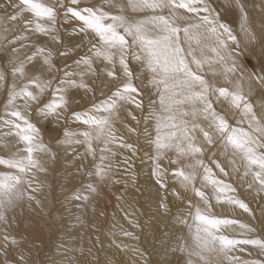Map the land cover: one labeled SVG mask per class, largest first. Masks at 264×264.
Here are the masks:
<instances>
[{"label":"snow or ice","instance_id":"6c2138e0","mask_svg":"<svg viewBox=\"0 0 264 264\" xmlns=\"http://www.w3.org/2000/svg\"><path fill=\"white\" fill-rule=\"evenodd\" d=\"M233 6L247 43L264 50V21L256 32L248 26L246 4L227 0L225 10ZM219 7L215 0H0V166L8 169L0 171V264H9L12 248L18 259L11 264H100L93 253L100 238L87 250L78 242L81 230L95 231L89 212L95 213L109 184L127 189L137 182V148L118 135L117 124L148 146L158 219L177 208L167 239L156 237L160 254L171 250L172 260L153 261L152 253L117 242L113 232L119 252H131L136 264H264V238L250 237L256 229L247 224L213 215L204 190L212 189L217 204L251 214L247 203L231 195L232 184L205 161L207 155L227 177L215 159L219 153L233 172L243 167L249 188L264 193V56L258 67L245 65V46ZM67 24L81 38L76 45L62 38ZM45 125L58 134L46 140ZM60 152L72 169L69 183H80L61 204V238L34 260L33 250L40 253L43 242L17 239L10 229L25 211L44 212L36 196L44 185L40 175L46 178ZM232 226L243 238L226 234Z\"/></svg>","mask_w":264,"mask_h":264},{"label":"bare ground","instance_id":"6f19581e","mask_svg":"<svg viewBox=\"0 0 264 264\" xmlns=\"http://www.w3.org/2000/svg\"><path fill=\"white\" fill-rule=\"evenodd\" d=\"M222 3L224 2V0H220ZM262 1V0H261ZM260 1V2H261ZM242 2H244L246 4V7H247V11L249 12V20H248V26L253 29L254 31L256 32H259L260 28H261V24H262V21H264V11H262V2L260 3H254V0H242ZM258 2V1H257ZM238 12V31L241 30V17H240V14H239V11L237 10ZM236 32V31H235ZM241 32V31H240ZM237 35V34H236ZM239 37V35H238ZM241 38H242V41L244 43L245 46L247 47H250L251 45H249L247 43V40L244 36L243 33H241ZM256 46L261 50V51H264L261 49L260 45L259 44H256ZM248 49V48H246ZM245 49V50H246ZM250 49L247 50V52L249 51ZM252 51V50H251ZM254 51V50H253ZM257 51V50H256ZM258 52V51H257ZM262 53V52H261ZM249 54H250V51H249ZM258 57V56H256ZM259 61V60H258ZM133 66L135 67L136 65L134 64L133 62ZM138 67V66H137ZM139 83L141 81H138ZM140 85V84H139ZM143 87V86H142ZM1 97H3V94H0V99ZM133 111L135 112V110L133 109ZM139 112H135V114H138ZM129 122H130V118H129ZM234 122V121H233ZM132 123V126L134 124V122H130ZM135 125V124H134ZM142 126V125H141ZM117 128L120 129V132L118 133L119 134H125L127 137H129L131 140H132V143L133 142H136L134 143L135 146L137 145V150L138 152L140 153V151H142V153H140V158L142 163H141V168H142V171L143 173H141L140 177L138 178L137 177V182H136V186L133 187L131 185H129V187L127 189H125L124 187V184L123 183H120V184H109L102 192L101 196L97 199L94 207L96 209L95 213H91L89 212V221H104L106 223V221H121L120 219L121 218H126L125 220H129L128 218H131V220L133 221H139L140 219H143L145 216H149L151 214V211L155 210L157 211V200L159 199L158 195H157V192H156V186H154V183L153 181L149 178V172H150V162L148 160V157L146 155V153L148 152V146L146 145L145 141H142L141 143H139L141 140H139V142H137V140H135V135H132L130 133H127L124 128L121 127L120 124H117ZM141 138V137H140ZM139 138V139H140ZM144 140V139H143ZM127 142V141H126ZM130 143V142H129ZM119 153H123V155L125 156H132L131 152L127 151V150H124V149H118L117 150ZM0 155H5V153L3 151H0ZM138 154L136 152V155L134 157H132V161H135V159L137 158ZM122 159V157L120 155H118L116 157V161L119 162L120 160ZM215 159H219L221 161L222 164H225L226 161V158L223 157V156H220L219 153L217 154V156L215 157ZM139 161V160H137ZM205 161L207 163H209L210 166L213 167L214 171L217 172V175L219 176V178L221 179V177H223V175H221L219 173V171L217 169H215V166L214 165H211V159L206 155L205 156ZM137 165V164H136ZM139 166V165H137ZM225 166V165H224ZM228 166V164H227ZM230 166V165H229ZM228 166V167H229ZM227 167V168H228ZM242 167V166H241ZM134 168V167H133ZM243 168V167H242ZM63 169V168H62ZM134 170V169H133ZM141 170V169H140ZM0 171H8V169H5L3 166H0ZM227 171L229 173H234L231 168L229 167V169H227ZM62 172V171H61ZM63 172H64V169H63ZM67 172V171H66ZM140 172V171H139ZM135 173V172H134ZM48 174V173H47ZM63 174V173H62ZM65 174V173H64ZM137 174V173H135ZM138 175V174H137ZM236 176V173L234 174ZM241 175V174H240ZM64 176V175H62ZM40 178L41 180H43L44 176L43 174L40 175ZM58 178V177H57ZM57 178H54L53 180V183L50 182L51 186H55L56 185V182H60L62 184V186L64 188H66V190L69 192V189L74 187V186H78L80 181L79 180H75L73 179L71 183H69L68 179L66 177L63 178V181H60L58 180ZM116 178H120V174L117 175ZM235 178V177H234ZM233 178V179H234ZM62 179V178H61ZM124 180H127L128 177L127 176H124L123 177ZM226 179V178H225ZM242 180V179H241ZM245 181L247 180V182L249 183L251 178H247V179H244ZM242 180V181H244ZM238 181V180H237ZM241 181V182H242ZM55 183V184H54ZM235 184V182H233ZM239 185H242V183H240ZM247 190V187L245 188ZM205 192L210 196V198L212 197V189L209 187V188H206L204 189ZM240 190V189H239ZM250 192H251V195H247V198H248V202H249V208L251 209V214H249L248 212H245L243 211L242 209L238 208V207H234V206H230V205H227V204H217L216 201L213 204V207L214 209L212 208V213L213 215H216V216H220V217H226V218H229V219H235L237 221H239L240 223H244V224H247L253 228L256 229V232L254 233H249L248 235L250 237H256V236H260L261 238H264L263 236V231H264V215L262 214V211L260 212V214L258 215L255 211L254 208H257V209H260L259 208V205H261V199L264 198V193H261L260 195H257L256 194V186L253 185L252 188H249L248 189ZM244 191V189H243ZM247 193V192H246ZM164 193L161 192L160 195H163ZM39 195V193H38ZM191 195V194H189ZM234 196H241L242 195H239L238 193L236 194H233ZM246 195V194H245ZM123 197V199H120L119 197ZM126 198H125V197ZM170 198V196H169ZM172 200L174 199L172 196H171ZM59 200V199H58ZM263 200V199H262ZM247 203V202H245ZM263 204V208H264V202H262ZM116 208V213L114 214V209ZM123 210H125L126 212H124ZM173 210V209H172ZM174 213H177V212H174ZM255 215V216H253ZM151 216V215H150ZM158 216V214H157ZM173 217V216H172ZM256 217L258 219V221L256 220ZM154 218V217H153ZM149 219V218H148ZM152 219V217L150 218ZM158 219V218H156ZM260 219H262L261 221H259ZM19 220L20 221H14V227L12 229H10V232L13 236H15L17 239H20L21 236H27V238H29V241H31L32 239H35L37 241V244H40V242L42 241L43 242V248L41 249V252L44 251L45 249V244H44V241L42 240L44 238V234L41 230V224H42V221H46V220H42L39 213L36 214V211H25L24 213L21 214V216H19ZM171 220V219H170ZM143 221V220H142ZM96 223V224H101V223ZM164 222V221H163ZM166 222V221H165ZM18 223V226H16ZM91 223H94V222H91ZM124 223V222H123ZM137 223V222H136ZM146 223H149V222H146ZM151 223V222H150ZM154 223V222H153ZM168 223V222H167ZM189 223H191V221H189ZM26 224H29L27 225L28 228L26 227ZM139 224V222H138ZM145 224V223H144ZM32 225V227H31ZM104 225L101 224L100 226ZM111 225V223H110ZM118 225V224H117ZM121 225V224H120ZM123 225V224H122ZM130 225H133V224H130ZM155 225V224H154ZM112 226V225H111ZM114 226V225H113ZM112 226V228H113ZM126 226V225H125ZM141 226V225H140ZM148 226V225H147ZM167 226V225H166ZM96 227V226H95ZM99 227V226H97ZM105 227V226H104ZM143 227V226H142ZM149 227V226H148ZM164 227V226H163ZM100 228V227H99ZM102 228V227H101ZM109 228V225L106 227V229ZM110 227V230L112 229ZM125 228V227H124ZM127 228V227H126ZM125 228V230H126ZM139 228V227H138ZM138 228H135L138 230ZM153 228V227H152ZM168 228V227H166ZM96 229V228H95ZM104 229V230H106ZM116 229V228H115ZM130 229V228H129ZM134 229V230H135ZM163 229V228H161ZM101 230V229H99ZM110 230H106L107 233H110L111 231ZM114 230V228H113ZM136 230V231H137ZM141 230V229H140ZM139 230V232H140ZM160 230V229H159ZM166 230V229H165ZM51 231V230H49ZM62 231V229H61ZM82 231V230H81ZM91 231V229H90ZM103 231V230H102ZM109 231V232H108ZM118 231V228L117 230ZM115 231V233H116ZM120 231V230H119ZM129 231V230H128ZM127 231V232H128ZM171 231V230H170ZM242 230H240L238 228V226H232L231 228L227 229L226 230V234H228L230 237H235V238H243L241 237L240 233H241ZM53 232V231H52ZM60 232V231H59ZM87 232V231H86ZM93 232V231H91ZM98 231L95 230L94 233L97 234ZM100 232V231H99ZM105 232V231H104ZM102 232V233H104ZM156 232V231H155ZM47 233V232H46ZM89 233V232H88ZM107 233H104L102 235H105ZM168 233V232H167ZM52 234V233H51ZM50 234V235H51ZM83 234V233H82ZM123 234V233H122ZM162 234V233H161ZM159 234V235H161ZM184 234L187 235V229L184 230ZM53 235V234H52ZM51 235V236H52ZM89 235V234H88ZM93 235V234H91ZM109 236V234H107ZM146 235V234H145ZM144 235V236H145ZM158 235V236H159ZM83 236V235H81ZM87 236V235H86ZM99 236V235H97ZM111 236V235H110ZM148 236V235H147ZM150 236V235H149ZM85 237V236H84ZM88 238H85V239H88L89 240V236H87ZM113 237V236H112ZM119 237V236H117ZM48 238V237H47ZM50 238V237H49ZM94 237L92 236V239ZM103 238V236H102ZM104 238H107L104 237ZM131 238V237H130ZM144 238V237H143ZM149 238V237H148ZM83 239V237L79 238L80 242H79V245L80 247L83 248V243L81 242ZM91 239V240H92ZM110 239H113V238H109ZM101 240V239H100ZM117 240V239H116ZM148 240V239H147ZM108 241V240H107ZM112 241V240H111ZM145 241V240H144ZM156 241V240H155ZM87 242V241H85ZM91 243V241H89ZM110 242V241H109ZM123 242V240L121 241ZM124 243V242H123ZM127 243V242H126ZM125 243V244H126ZM136 243V242H135ZM152 243V242H151ZM156 243V242H154ZM153 243V244H154ZM88 244V243H87ZM93 244V243H92ZM98 243H96L97 245ZM128 244V243H127ZM132 244V242H131ZM89 245V244H88ZM87 245V246H88ZM109 245V244H108ZM133 245V244H132ZM146 245H148L146 243ZM160 245V244H159ZM87 246H84L86 249ZM90 246V245H89ZM107 246V245H106ZM105 246V247H106ZM135 246V245H134ZM137 246V245H136ZM156 246V245H155ZM29 247H31V244L29 243ZM97 247V246H96ZM102 247V246H101ZM148 247V246H147ZM250 247V246H249ZM89 248V247H88ZM99 249V247H97ZM107 248V247H106ZM106 248H104L103 250L104 251H107ZM109 248V251L111 250V248L108 246ZM137 248V247H136ZM157 248L158 245H157ZM114 249V248H113ZM116 249V248H115ZM154 249V248H153ZM156 250V249H154ZM159 250V249H158ZM157 250V252H158ZM96 251V249H95ZM93 251V252H95ZM113 251V250H112ZM40 253H37L35 250H33V253H32V256H31V259H34V260H39L40 258ZM98 252V250H97ZM156 252V253H157ZM171 252V251H170ZM25 253L27 254V250L25 249ZM108 252H106L107 254ZM117 253V252H116ZM154 253V252H153ZM155 253V254H156ZM169 253V252H168ZM110 253H108L109 255ZM123 254V253H121ZM172 254V253H171ZM95 255V253H94ZM103 255V254H102ZM107 255V256H108ZM111 255V254H110ZM109 255V256H110ZM117 255V254H116ZM115 255V257H116ZM120 255V254H119ZM123 255H126V254H123ZM131 255H133L131 253ZM131 255L129 257H131ZM238 255L244 257V258H249L247 253H238ZM97 256V255H96ZM108 256V257H109ZM113 256V255H111ZM110 256V258H111ZM122 256V255H121ZM158 256V255H156ZM161 256V254H160ZM162 256H165V255H162ZM167 256V255H166ZM98 257V256H97ZM96 257V259H97ZM108 257L106 259H108ZM128 257V256H127ZM126 257V258H127ZM133 257V256H132ZM99 258V257H98ZM109 258V259H110ZM114 258V257H112ZM120 258V257H119ZM125 258V259H126ZM149 258V257H148ZM164 258V257H162ZM161 258V259H162ZM168 258L170 260L173 259V255H169ZM18 259L17 257V251H15V248H12L9 252V255H8V261H9V264H11V262L13 261H16ZM108 259V260H109ZM118 260V257L116 258ZM121 259V258H120ZM157 259V258H156ZM165 259V258H164ZM0 260L2 261L3 258L0 257ZM128 260V259H127ZM133 260V259H131ZM158 260H160L158 258ZM101 261V260H100ZM114 261V260H113ZM126 261V260H125ZM124 261V262H125ZM156 261V260H155ZM106 262V261H105ZM109 262V261H108ZM123 262V261H122ZM134 262V261H132ZM116 263V261H115ZM108 264V263H107ZM117 264V263H116ZM135 264V263H134Z\"/></svg>","mask_w":264,"mask_h":264},{"label":"rangeland","instance_id":"374dc122","mask_svg":"<svg viewBox=\"0 0 264 264\" xmlns=\"http://www.w3.org/2000/svg\"><path fill=\"white\" fill-rule=\"evenodd\" d=\"M258 1V2H257ZM261 0H254V3H259ZM86 2L87 3H94L95 2V0H86ZM262 2V1H261ZM260 2V3H261ZM215 3L217 4V5H220V7L218 8V10L221 12V17H222V20L225 22V23H227L231 28H232V30H233V32H234V34H237V37H238V35H239V37H238V39H240V41H241V44L242 45H244V43H243V41H242V38H241V33L242 32H240L241 30H239L238 31V12H237V10L234 8V6L231 8V9H229V10H225L226 9V7H227V0H224V2L222 3L220 0H215ZM72 28H73V24H67V25H63L62 26V28H61V32H62V38L65 40V42L68 44V45H76V44H78L79 42H80V36L78 35V34H75V33H73L72 32ZM236 31V32H235ZM245 46V45H244ZM246 48H248V49H250L249 51H250V54H249V51L247 52V50L248 49H246ZM245 49H246V57H245V59H244V63H245V65L247 66V67H249V68H251L252 66H256V67H258L259 66V61L258 60H260V57L261 56H264V51H261L256 45L255 46H250V47H247V46H245ZM252 50V51H251ZM254 50V51H253ZM258 52H257V51ZM81 53L83 52V51H86V48H82V49H80L79 50ZM262 52V53H261ZM256 56H258V57H256ZM69 63H71V60H69ZM135 67H137V65L135 66ZM144 83H145V81L144 80H141V82L139 83L138 81H137V84L141 87V88H143L144 87ZM143 86V87H142ZM1 99H3V97H1ZM137 116H140V113H138V114H136ZM133 126H135L134 124H133ZM142 127V126H141ZM43 132H44V135H45V139L47 140V139H50L53 135H57L58 133H54L52 130H51V125H45V126H43ZM124 136H125V140L127 141V143H132V140L129 138V137H127L125 134H123ZM144 138L141 136V138L140 139H138L136 136H135V140H137V142H139V140H141L139 143H141L142 141H144L143 140ZM134 143H136V142H133L132 144H134ZM135 145V144H134ZM136 147H137V145H136ZM82 150V149H81ZM140 153H142V151H140ZM140 153L138 152V150H137V154H138V156H137V158L135 159V161H132L133 162V171L135 172V173H137L136 174V177H140V175H141V173H143V172H141L142 171V168H141V163H142V161H141V159H139L140 158ZM68 159H70V157L68 158ZM137 160H139V161H137ZM238 163H239V161H238ZM139 165V166H137V165ZM223 165H225L224 167H225V169H226V171H227V169H229V167L231 168V166H227V162H225V164H223ZM228 167V168H227ZM64 169V172H63V169ZM141 169V170H140ZM62 171V172H61ZM70 172V171H72V169H70V168H68L67 167V160L64 158V156H63V153L62 152H60L59 153V156H58V159H57V162H55V163H52V164H50L49 165V167H48V174H46V178H45V176H44V178H43V181H44V185H43V189H42V191L41 192H38L39 193V195H38V193H36V196H37V198L40 200V201H42V203H43V205H44V212L43 213H41L40 212V210L37 208L35 211H36V214H38L39 213V215H40V217H41V219L42 220H46V221H42V224H41V230H42V232L43 233H45L44 235V238L42 239L43 241H44V244L46 245L45 246V249H44V251L43 252H41V254H40V258L39 259H41V258H43V253L44 252H46V251H48L50 248H52V249H54V246H55V244L59 241V239L61 238V236H62V231H61V229H62V225H60L57 221L59 220V210H61V204H62V202L64 201V198H65V196H67L68 195V191L66 190V188H64L63 186H62V184L60 183V182H56V185L55 186H51V184H50V182L51 183H53V180H54V178H57L58 180H60V181H63V178L64 177H66V173L67 172ZM140 171V172H139ZM242 171H243V168L241 167L240 168V172H234V173H229V175L227 176V177H221V179H224L226 182H228V183H230V184H232V186L236 189V192L235 193H232L231 195H233V194H236V193H238L239 195H242V197L241 196H237V198H239V199H241V200H243L244 202H247V204L249 205V202H248V198H247V195H251V192L248 190L249 189V187H248V182H247V180L245 181L244 179H242L241 178V173H242ZM63 173V174H62ZM65 173V174H64ZM236 173V176L234 175ZM62 175H64V176H62ZM235 177V178H234ZM62 178V179H61ZM226 178V179H225ZM234 178V179H233ZM244 180V181H242V180ZM238 180V181H237ZM242 181V182H241ZM233 182H235V184L233 183ZM240 183H242V185H239ZM55 184V183H54ZM247 187V190L245 189ZM240 189V190H239ZM243 189H244V191H243ZM247 192V193H246ZM190 194V193H189ZM246 194V195H245ZM169 196H170V198H169V200H172V198H171V194H169ZM122 197V196H121ZM125 197V196H124ZM126 198V197H125ZM59 199V200H58ZM263 199V200H262ZM261 199V205H259V208L260 209H257V208H254L255 209V211H256V213L259 215L260 214V212H261V210H263L262 211V214L264 215V208H263V204H262V202H264V198H262ZM215 202V199L214 198H212L211 197V203H214ZM213 205V204H212ZM213 209H214V207H212ZM173 210H172V216L174 217L177 213H174V212H177V208L176 207H173L172 208ZM124 212H126L125 210H123ZM51 212V214H49ZM114 214L117 212L116 211V208L114 209ZM213 212V211H212ZM252 212V211H251ZM253 213V212H252ZM157 214H158V211H151V216L149 215V216H145L143 219H140L139 221H136L135 223L136 224H138V222H139V228L138 227H136V226H134V225H130V224H132V223H129V221H132L131 220V218H128L129 220H125L126 218H121L120 220V222L119 221H110V223H111V225L113 226V228H114V230H113V228H112V226L110 225V223H109V221H106V223L104 222V221H99L101 224H103L104 223V225H102V226H100L101 224H96V223H99L98 221H89L90 223L91 222H94V223H92V224H94L96 227V231H98L97 232V234L96 233H94L95 231H93L92 229H91V231H93V232H91L90 231V229L89 230H87V232L86 231H84V230H82L81 231V235H83V236H80V238L81 237H83V239H82V243L84 244L83 245V248H85L84 246H87L88 244L91 246V244L92 243H96V241H95V237L97 236V235H99L98 237L101 239H99V243L96 245L97 247H99V249L97 248V247H95V248H93V251H95V249H96V251L95 252H93V253H95V257H97V261L98 262H100V264H136V258H134V256L133 255H131V252H128V253H123V254H126V255H123V254H121L122 252H119L117 249H115V247L113 246V244H112V241L111 240H113L114 239V237H112V233L113 232H115L116 230H117V228H118V231H116V236H115V240L117 241V242H121L122 240H123V242H124V244L126 243L127 245H129L130 246V248H139V249H141L142 251H144L145 252V254L147 255L148 253H152V255L149 257V259H151V260H153V261H155V260H158V258L160 259V260H164V258L165 259H168V260H170L169 258H168V256L170 255H172L171 253L172 252H170L171 250H168L167 252H166V254H163V255H165V256H162V254H161V256H160V253H161V248H160V245H159V242H158V240L156 239V237L159 235V234H161V235H159V236H164V234L165 233H167V232H170V230L172 231V229H171V227L169 226V224L167 223L168 222V220H172L173 221V223H175V221H174V219H173V217L172 216H170V217H168L166 220H160V219H156V218H158V216H157ZM213 214V213H212ZM19 216H21V215H19ZM19 216L17 217V220L16 221H20L19 220ZM253 216H255V215H253ZM67 217V214H65V218ZM152 217V219H150ZM154 217V218H153ZM149 218V219H148ZM143 220V221H142ZM256 220L258 221V219H257V217H256ZM262 219H260L259 221H261ZM134 221V220H133ZM164 221V222H163ZM166 221V222H165ZM124 222V223H123ZM146 222H149V223H146ZM151 222V223H150ZM154 222V223H153ZM145 223V224H144ZM118 224V225H117ZM121 224V225H120ZM123 224V225H122ZM155 224V225H154ZM27 225H29V224H26V227L28 228V226ZM109 225V228L108 229H106V227ZM126 225V226H125ZM141 225V226H140ZM149 227H148V226ZM167 225V226H166ZM30 226V225H29ZM97 226H99V227H97ZM105 226V227H104ZM143 226V227H142ZM164 226V227H163ZM31 227H32V225H31ZM102 227V228H101ZM110 227L112 228L111 230H110ZM126 228V230H125V228ZM153 227V228H152ZM166 227H168V228H166ZM178 227V229L179 228H183V225H179V226H177ZM116 228V229H115ZM130 228V229H129ZM135 228H138V230L137 229H135ZM161 228H163V229H161ZM99 229H101V230H99ZM104 229H106V230H110L111 232L110 233H107V231L106 230H104ZM135 229V230H134ZM141 229V230H140ZM160 229V230H159ZM166 229V230H165ZM49 230H51V231H49ZM103 230V231H102ZM120 230V231H119ZM121 230H123V231H128V232H131V233H133L134 234V236L135 237H137L136 239H133V238H130V237H128V236H124L123 234H122V231ZM137 230V231H136ZM139 230H140V232H139ZM53 231V232H52ZM60 231V232H59ZM100 231V232H99ZM105 231V232H104ZM156 231V232H155ZM47 232V233H46ZM89 232V233H88ZM102 232H104V233H107V234H109V236L107 235V234H105V235H102V234H104V233H102ZM109 232V231H108ZM53 235H52V234ZM83 233V234H82ZM263 233H264V231H263ZM52 236H51V235ZM89 234V235H88ZM91 234H93V235H91ZM146 234V235H145ZM89 236V240L88 239H85V238H88L87 236ZM111 235V236H110ZM145 235V236H144ZM148 235V236H147ZM150 235V236H149ZM85 236V237H84ZM92 236L94 237L93 239H92ZM102 236H103V238H102ZM107 236V238H104V237H106ZM117 236H119V237H117ZM263 236H264V234H263ZM48 237V238H47ZM50 237V238H49ZM144 237V238H143ZM149 237V238H148ZM76 237H74V239H75ZM109 238H113V239H110L109 240ZM164 238H165V240L167 239V237L166 236H164ZM29 239V238H28ZM92 239V240H91ZM148 239V240H147ZM108 240V241H107ZM145 240V241H144ZM156 240V241H155ZM85 241H87V242H85ZM89 241H91V243L89 242ZM110 241V242H109ZM78 242H80V240L78 241ZM122 242V243H123ZM131 242H132V244H131ZM136 242V243H135ZM152 242V243H151ZM154 242H156V243H154ZM88 243V244H87ZM146 243L148 244V245H146ZM154 243V244H153ZM109 244V245H108ZM87 246V248L85 249V250H87L88 249V247H90V246ZM107 245V246H106ZM135 245V246H134ZM137 245V246H136ZM156 245V246H155ZM157 245H158V247L159 248H157ZM102 246V247H101ZM107 248H106V247ZM108 246L111 248V250L109 251V248H108ZM148 246V247H147ZM104 248H106V250L107 251H104L103 249ZM114 248V249H113ZM156 249V250H154V249ZM159 249V250H158ZM97 250H98V252H97ZM113 250V251H112ZM157 250H158V252H157ZM15 251H18L17 249H15ZM106 252H108V253H110L111 255H113V256H111L110 254V256H111V258H110V256L108 255V253L106 254ZM117 252V253H116ZM154 252V253H153ZM157 252V253H156ZM169 252V253H168ZM156 253V254H155ZM103 254V255H102ZM117 254V255H116ZM120 254V255H119ZM97 255V256H96ZM109 257H108V256ZM115 255H116V257H115ZM122 255V256H121ZM131 255V257H129ZM156 255H158V256H156ZM167 255V256H166ZM128 256V257H127ZM133 256V257H132ZM108 257V259H106ZM112 257H114V258H112ZM118 257V260L116 259ZM121 259H120V258ZM127 257V258H126ZM162 257H164V258H162ZM126 258V259H125ZM157 258V259H156ZM162 258V259H161ZM128 259V260H127ZM131 259H133V260H131ZM101 260V261H100ZM114 260V261H113ZM126 260V261H125ZM1 261V260H0ZM106 261V262H105ZM109 261V262H108ZM115 261H116V263H115ZM123 261V262H122ZM125 261V262H124ZM132 261H134V262H132Z\"/></svg>","mask_w":264,"mask_h":264}]
</instances>
